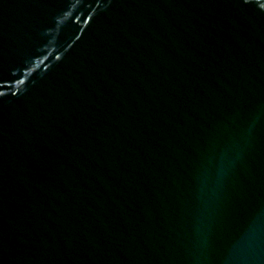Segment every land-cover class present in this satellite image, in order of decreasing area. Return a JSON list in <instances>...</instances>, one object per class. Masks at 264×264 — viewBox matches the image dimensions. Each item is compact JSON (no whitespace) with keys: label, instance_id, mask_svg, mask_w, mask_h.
I'll use <instances>...</instances> for the list:
<instances>
[{"label":"water","instance_id":"95a60500","mask_svg":"<svg viewBox=\"0 0 264 264\" xmlns=\"http://www.w3.org/2000/svg\"><path fill=\"white\" fill-rule=\"evenodd\" d=\"M0 264H264V0H0Z\"/></svg>","mask_w":264,"mask_h":264}]
</instances>
